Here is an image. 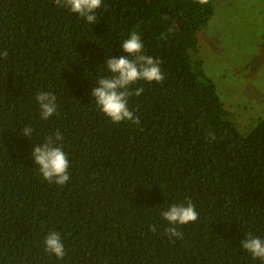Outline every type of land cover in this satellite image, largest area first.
Returning a JSON list of instances; mask_svg holds the SVG:
<instances>
[{"label":"trees","instance_id":"1","mask_svg":"<svg viewBox=\"0 0 264 264\" xmlns=\"http://www.w3.org/2000/svg\"><path fill=\"white\" fill-rule=\"evenodd\" d=\"M214 11L212 0H102L89 24L54 0H0V264H264L241 247L264 239V118L242 133L194 57ZM132 31L165 76L132 85L144 89L129 99L139 125L113 123L91 96ZM41 91L56 96L48 120ZM57 130L64 186L31 156ZM188 199L198 219L173 243L161 213ZM52 231L63 259L44 250Z\"/></svg>","mask_w":264,"mask_h":264},{"label":"clouds","instance_id":"2","mask_svg":"<svg viewBox=\"0 0 264 264\" xmlns=\"http://www.w3.org/2000/svg\"><path fill=\"white\" fill-rule=\"evenodd\" d=\"M54 3L61 9L77 14L89 24L97 22L96 10L102 6V0H54ZM120 48L127 55L106 58L104 67L109 75H102L97 79L96 86L91 89V96L99 110L113 123L131 122L133 125H139V117L129 108V99L132 96L139 97L144 89L132 88V85L141 80L148 83H163L165 76L161 71V60L145 53L141 36L136 31H132L129 37L120 43ZM7 57L8 51L0 50V58ZM35 100L43 120L58 114L56 96L52 92H38ZM32 131L31 127L22 129L23 134L29 138ZM63 139V135L57 130L46 136L42 143L35 144L31 152L33 164L38 167L42 178L50 184L60 186L67 184L70 179L68 173L70 164L64 151ZM208 139L215 141V133L210 131ZM198 215L190 199L186 204L169 205L161 213L169 225L165 229V236L173 243L176 239H182L183 232L178 226L195 222ZM150 230L155 232L156 227L150 226ZM43 243L45 252L55 255L57 259H63L66 255L59 232H50ZM241 247L250 253L253 259L264 261V239L261 237L249 233L241 241Z\"/></svg>","mask_w":264,"mask_h":264},{"label":"rangeland","instance_id":"3","mask_svg":"<svg viewBox=\"0 0 264 264\" xmlns=\"http://www.w3.org/2000/svg\"><path fill=\"white\" fill-rule=\"evenodd\" d=\"M214 15L198 33L200 59L242 133L264 118V0H212Z\"/></svg>","mask_w":264,"mask_h":264}]
</instances>
